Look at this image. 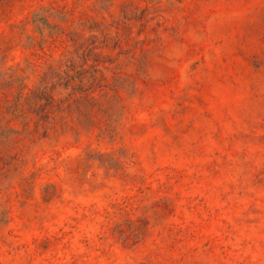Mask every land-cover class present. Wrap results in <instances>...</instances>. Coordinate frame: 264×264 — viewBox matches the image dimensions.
I'll return each instance as SVG.
<instances>
[{
	"label": "rangeland",
	"instance_id": "obj_1",
	"mask_svg": "<svg viewBox=\"0 0 264 264\" xmlns=\"http://www.w3.org/2000/svg\"><path fill=\"white\" fill-rule=\"evenodd\" d=\"M0 264H264V0H0Z\"/></svg>",
	"mask_w": 264,
	"mask_h": 264
}]
</instances>
